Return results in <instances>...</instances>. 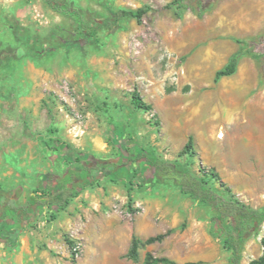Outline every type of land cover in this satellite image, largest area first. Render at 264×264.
<instances>
[{"label":"rangeland","instance_id":"rangeland-1","mask_svg":"<svg viewBox=\"0 0 264 264\" xmlns=\"http://www.w3.org/2000/svg\"><path fill=\"white\" fill-rule=\"evenodd\" d=\"M67 1L91 22L110 10L147 13L78 42L71 21L42 0H0L3 188L20 190L23 202L43 175L62 171V154L46 143L67 142L106 159L122 141L199 177L200 166L213 168L240 201L264 205V57L242 56L233 75L214 81L239 41L264 55V0H183L181 17L168 8L174 0ZM134 89L151 111L133 107ZM190 136L193 159L180 155ZM130 176L104 178L54 220L41 210L15 246L0 243V264H147V253L175 264H227L229 253L210 234L208 208L170 181L139 176L129 202ZM263 235L264 224L242 264L262 254ZM133 238L135 260L127 258Z\"/></svg>","mask_w":264,"mask_h":264},{"label":"trees","instance_id":"trees-1","mask_svg":"<svg viewBox=\"0 0 264 264\" xmlns=\"http://www.w3.org/2000/svg\"><path fill=\"white\" fill-rule=\"evenodd\" d=\"M53 12L68 18L72 25L74 41H86L100 28H110L125 18L141 22L147 9H117L110 10L109 16L93 22L87 20L82 10L67 0H42ZM175 15L181 17L188 6L183 0H174L168 5ZM195 9L198 15L203 13L200 2ZM239 50L234 53L223 68L215 73L214 81L222 77L233 75L242 56H248L259 62L264 55L248 48L246 42L239 41ZM131 103L134 108L146 112L151 111L147 104L134 89L131 93ZM46 146L62 154L64 168L60 173L45 174L40 178L39 184L20 200V190H6L0 183V243L6 247L15 246L25 226L41 211L46 209L50 219L65 212L71 202L79 197L86 189L99 187L104 178L115 181L119 174L131 175L127 188V197L131 201L133 190L132 179L139 176L145 180H154L156 183L172 182L181 194L208 208L210 217V234L216 237L229 253L227 264H242L246 244L260 236L264 224V205L254 208L240 201L220 179L218 173L210 168L205 170L199 167L203 177L192 172L187 165L178 161H167L158 158L143 148H130L122 141L116 144L117 153L110 158H99L92 152L77 150L71 144L58 141L56 146L46 143ZM180 155H188L190 159L195 156L193 138L188 137ZM219 183L220 188L214 186ZM166 234H159L148 238L145 243L161 242ZM70 250L72 243L67 241ZM262 254L249 262V264H264V235L260 239ZM139 242L132 239L127 252V258L135 260ZM75 255L76 252L72 251ZM147 264H175L167 258H154L146 254Z\"/></svg>","mask_w":264,"mask_h":264},{"label":"built area","instance_id":"built-area-1","mask_svg":"<svg viewBox=\"0 0 264 264\" xmlns=\"http://www.w3.org/2000/svg\"><path fill=\"white\" fill-rule=\"evenodd\" d=\"M221 135V132L219 133V136L218 137H222V136H220Z\"/></svg>","mask_w":264,"mask_h":264},{"label":"bare ground","instance_id":"bare-ground-1","mask_svg":"<svg viewBox=\"0 0 264 264\" xmlns=\"http://www.w3.org/2000/svg\"><path fill=\"white\" fill-rule=\"evenodd\" d=\"M220 136H223V135H222V133H221V135H220Z\"/></svg>","mask_w":264,"mask_h":264}]
</instances>
